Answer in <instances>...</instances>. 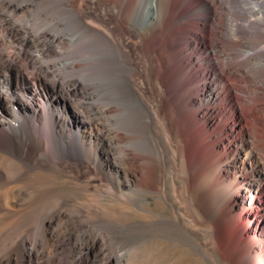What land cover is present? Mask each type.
I'll use <instances>...</instances> for the list:
<instances>
[{
    "label": "rangeland",
    "instance_id": "374dc122",
    "mask_svg": "<svg viewBox=\"0 0 264 264\" xmlns=\"http://www.w3.org/2000/svg\"><path fill=\"white\" fill-rule=\"evenodd\" d=\"M70 1L83 26L73 18L63 20L54 7L40 8L30 1L21 11L12 10V23L0 26V52L22 72L25 85L30 87L38 75L47 86L39 90L37 118H24L41 144L44 163L19 158L34 147L21 151L15 146L12 152L0 148V264H264V231L255 240L240 235L243 226L235 203L242 182L231 184V170L224 167L216 182L193 158L183 166L175 164L149 133L143 141L134 135L114 140L113 114L93 113L89 66L94 40L89 29L94 25L82 13L90 0ZM172 1L169 24L154 43L171 55L172 71L162 65L159 73L168 85L186 73L172 88L171 99L179 100L176 108L194 121L197 152L211 142L218 148L216 162L224 165L242 134L264 135V0ZM19 2L12 0L13 5ZM205 3L213 6L209 13H204ZM39 30L46 35L39 37ZM71 31L81 34L69 41ZM57 32L64 38L51 41ZM209 45L215 47L208 57ZM221 50L230 54L232 68L218 80L213 75L224 61ZM78 56L76 67L59 68L62 60ZM28 57L34 62L26 66ZM129 59L135 66L133 57ZM134 69L138 75L131 70L129 76L138 82ZM12 71H5L10 85L15 83ZM205 83L215 87L216 98L206 100ZM248 91L257 93L252 101L246 98ZM48 98L55 105L44 106ZM234 105L240 107L238 119L232 116ZM100 106L108 107L104 102ZM56 111L66 123L52 129L49 114ZM75 115L84 124V135H91V124L100 125L92 147L74 140L64 148L55 139L59 131L69 135L76 130ZM19 235L24 246L9 247ZM233 246L248 248L249 257L241 261Z\"/></svg>",
    "mask_w": 264,
    "mask_h": 264
},
{
    "label": "bare ground",
    "instance_id": "6f19581e",
    "mask_svg": "<svg viewBox=\"0 0 264 264\" xmlns=\"http://www.w3.org/2000/svg\"><path fill=\"white\" fill-rule=\"evenodd\" d=\"M28 1L34 2L40 8L43 6L54 7L58 10L57 14L63 20L73 18L70 20L75 19L79 27L80 25L83 26V19L79 16V12L75 11L70 0H21L19 5H13L12 0H0V9L6 12V14L0 13V26L3 27L5 24H9V22L12 23V10L21 11L22 8L30 6ZM172 2V0H90L89 4L86 5L88 7H83L85 10L81 12L94 25L88 24L91 25L89 33L94 40L92 61L89 66L91 70L89 89L92 91L90 96L93 102L92 111L96 115L113 114L115 127L112 129V137L114 140H125L130 135L138 136L142 140L149 133L156 139V143L161 149L165 152H170L175 164L178 163L183 166L193 158L200 166L199 168L204 170L203 172L206 174L211 173L216 182L218 177H221L225 173L224 167L229 171L231 170L230 178H228L231 184L242 182V191L238 197V202H234L239 220L243 226L240 235L243 238H254L255 240L264 231V163H262L264 160L262 162L259 161V159H264V135L255 133L253 128L252 131L254 132L246 131L239 138V141L234 143L232 147L233 155L224 165L216 162L217 156H219L216 151L218 148L211 142H205L206 148L202 153L197 152V148H195L197 133H195L194 121L191 118L189 119V117L187 118L183 108H176L179 100L176 99L174 101L171 99V92L174 90L172 88L174 86L177 87L176 85H178L186 73L177 80L178 82L175 81L173 85H168L159 72H161L160 68H162V65H166L168 72H171L173 59L171 60V55L166 53L165 49L158 51L159 48L156 49L154 45L155 41L161 37V35L159 37V34L165 32L169 24ZM212 9L213 6L209 3L204 4V13H209ZM253 11L255 10L253 9ZM80 32L71 31L70 37H68L69 41L79 36ZM36 33L39 37L46 35L45 31L39 30ZM13 34L17 35L12 31V36ZM174 34L176 33L174 32ZM5 35L9 36L6 32ZM58 38H64L63 33L57 32L50 35L51 41ZM99 42L104 44L103 48L99 47ZM214 47L213 45H209L206 49L208 57L213 53ZM222 54L224 56L222 67L219 72L213 75L218 80L222 77V73L225 70H231L232 68L228 61L230 54L223 51ZM130 56L133 57L134 63H136L133 67L130 66ZM80 58L82 56H78V58L67 57L58 64L59 68L67 67L72 69L76 67L75 62ZM109 58L112 60L111 63L110 61L108 62ZM114 59L115 61L113 62ZM25 61L26 66L27 64L30 65V63L34 62V57H28ZM131 63L133 64V62ZM9 68L13 70L15 85H10L7 82L8 76L6 77L5 71ZM45 68H41V70L44 71ZM134 68L139 72L140 79L138 82H134V79L132 80L129 76L130 71ZM78 81L74 80L73 83H78ZM18 82L21 84V90L17 87ZM262 84H264V77ZM30 85V87L25 85V78L22 72L14 67L11 59L0 52V148L12 152L15 146H18L21 151L34 147L33 151L31 150V152H28L24 156L25 158H19L23 162L43 164L45 156L40 148L41 144L38 139L32 137L31 132L29 133L25 127L24 118L27 114L31 118H37L38 110L42 108V103L36 105L40 99L39 90L40 88L46 89L47 86L38 75L34 76V81ZM52 85L54 86V83ZM203 87V91L207 94L206 100L209 101L217 97L215 87L210 83H205ZM142 89H144L145 93L142 92ZM177 89L179 90V88ZM246 94V98L251 101L257 95L255 91H248ZM46 101L48 102H45L44 106H48L49 104L55 105L56 103L54 98H48ZM100 102H104L108 107L103 109L100 106ZM187 102L190 103V100H187ZM234 107L232 116L237 118L240 107L238 105H234ZM49 121L52 129H57L66 123L59 111L55 113L51 112L49 114ZM74 123L76 130L73 133L67 135L59 131L55 135L57 136L55 139L63 146L69 145L70 141L74 140L79 144L85 142L91 147L95 145L94 142L99 139L101 134L100 125L98 123L91 124V135H84V124L77 119L76 115ZM201 126L200 124L199 127L201 128ZM144 148L148 147L144 144ZM59 155L63 156L65 154L58 153L57 156ZM247 172L249 175L246 176L245 173ZM234 196L237 197V194ZM42 235L44 240L42 242H47L48 237L44 230H42ZM32 242L36 243L37 240H32ZM43 243L41 244L43 245ZM16 244H19V247L24 246V240L21 235L17 236L9 247ZM238 249H240V252ZM233 250V253L236 254H233L234 256L241 255V261L245 257H249L248 248L234 247ZM250 259L253 261L255 258Z\"/></svg>",
    "mask_w": 264,
    "mask_h": 264
}]
</instances>
